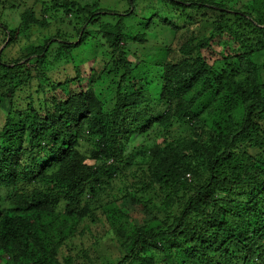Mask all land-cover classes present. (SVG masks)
Here are the masks:
<instances>
[{
	"label": "trees",
	"instance_id": "16d2710c",
	"mask_svg": "<svg viewBox=\"0 0 264 264\" xmlns=\"http://www.w3.org/2000/svg\"><path fill=\"white\" fill-rule=\"evenodd\" d=\"M55 1L56 11L73 13V23L88 26L99 18L93 9H78L75 0ZM234 2L132 0L131 12L101 28L119 55L102 64L110 77L109 98L95 93L94 69L81 86L80 64L74 78L45 89L39 108L29 98L24 106L16 103V92L34 80L24 59L38 68L52 58L71 64L87 38L82 26L76 42L55 38V50L48 46L50 37L12 65L0 56V82L7 88L0 105L8 106L0 128V257L12 264H60L61 253L63 264H78L69 245L91 204L81 206L86 188L98 198L100 185L123 176L121 167L130 165L131 137H147L154 123L168 134L174 119L189 133L140 146L149 166L137 187L162 185L168 199L189 189L195 193L179 215L166 212V220L141 223L128 215L124 201L139 199L119 198L125 203L120 202L118 217L126 222L114 232L120 250L103 264H264V0H251L241 10L228 6ZM150 3H159L157 13L136 15L138 6ZM24 15L19 27L9 30L11 38L29 24L46 29L47 19ZM154 26L175 37L188 29L190 37L180 46L172 41L138 61L127 60L122 43L142 41V34L132 36ZM203 52H218L219 58L211 64ZM34 76L41 87L43 75ZM214 104L213 121L205 114ZM159 109L165 111L156 117ZM61 201L63 213L57 212ZM84 256L81 250L77 258Z\"/></svg>",
	"mask_w": 264,
	"mask_h": 264
},
{
	"label": "rangeland",
	"instance_id": "374dc122",
	"mask_svg": "<svg viewBox=\"0 0 264 264\" xmlns=\"http://www.w3.org/2000/svg\"><path fill=\"white\" fill-rule=\"evenodd\" d=\"M74 1V0H69ZM77 2V8L81 10L93 9L95 10L96 16H99L97 21H94L88 26H84L73 23V13H66L64 9L60 8L56 11L59 6L55 0H0V56L2 59L12 65L16 59L25 58L29 54V47L33 44H43V42L50 37L51 41L48 46L55 50V38L76 42L78 32L81 26L87 34L84 42L80 44V47L76 48L72 54L73 59L71 64L63 65L64 61L59 59L55 61V58L49 59L44 63V66L37 67L36 65L28 61L30 59H24L22 63L26 64L28 71H32L34 77L30 87L22 86L19 91L16 92V103L19 106L27 104V98L34 101L33 106L39 108L43 103V97L45 89L51 88L50 86L57 83L64 82L66 78L75 77V69L78 65H82L81 69L84 72L81 76V86H86L88 81V75L92 69L96 70L95 87L94 91L97 94L101 93L102 99L109 98L110 91L107 89L109 81V75H105L106 69L103 68V60H107L109 64H112L111 57L116 60L119 55L112 53V49L109 48L105 41L104 31L101 29L104 26H113L117 23V14L125 15L127 12H131L132 0H75ZM144 2V0H142ZM149 1V0H148ZM234 3H229L228 6L232 7L233 10L242 9L251 0H233ZM148 3V2H146ZM160 5L159 3H150L147 6H138L137 16H144L149 18L153 14L157 13ZM64 12V13H63ZM24 14H32L34 18L47 19L46 29L40 27H32L31 24L20 33L13 34L12 38L9 30H14L19 27L21 23V17ZM174 20V17H171ZM156 21V19H153ZM156 24V23H155ZM154 24V25H155ZM181 24L178 28H183ZM142 34L143 40L132 39L127 43H122V47L125 50V56L127 60L133 62L138 61L137 58L142 59L145 55L153 53L156 48H164L169 46L172 41H175V45H182L186 42L190 33L188 29H181L176 35L168 31L162 32L156 29L154 26L152 29L144 30L143 32L137 30L136 34L132 36L134 38L137 35ZM10 42V44L8 43ZM8 43V44H7ZM220 46V47H219ZM7 47V48H6ZM177 47V46H176ZM215 47V46H214ZM6 48V49H5ZM219 52L221 51V45L215 48ZM218 52L215 55H211L209 52H203L205 59L212 64L215 59L219 58ZM52 56H54L52 54ZM172 57H175L172 55ZM107 58V59H106ZM264 60V58L262 59ZM154 63L158 61H153ZM152 62V63H153ZM44 67L43 70H40ZM38 68V71L35 69ZM43 75L41 77L44 82L41 87H38V78L34 75ZM100 76V77H99ZM49 85V86H48ZM148 91L153 98L157 97L156 90L152 84L147 83ZM74 87H72L73 89ZM7 90L5 86L0 82V93ZM113 103V102H108ZM112 104H109L111 107ZM6 102L0 105V128L2 126L4 117L7 113ZM216 104L214 107L209 109V113L205 114L206 118H211L214 121L217 112L215 113ZM112 108V107H111ZM109 108V109H111ZM165 110L159 109L156 117L160 116ZM208 123V121H207ZM173 127L167 134L162 128H158V124L154 123L149 135L145 138L138 135H133L128 145L127 153L130 155V165L123 164L121 171L123 176H116L112 180L105 181L100 185L102 189L101 194L96 198L95 194L88 193L89 187L86 188L85 194L81 198V206L91 204L88 206V214L85 217V221L81 226L77 227V236L74 241L69 245L73 254L76 255L78 264H103L106 261H110V256L119 252L118 244L115 245L114 240L116 239L115 230L120 226L126 224L125 219L118 217V210L120 208L119 198L125 194H131L132 197H137L139 200L134 203L129 197L124 201L129 204L128 215L132 216L136 221L141 223L143 219L148 220L149 218H159L166 220V212L172 215H179L182 208L188 203L189 199L195 193L194 190L189 189L181 192L177 197H171L168 199L167 192L163 190L162 185L154 184L151 188L145 189L137 187L138 181L142 176V173L148 174V159L144 151H139L140 146L146 148L162 139L177 140L185 137L189 130L187 127L182 130L183 124L175 123L172 119ZM192 125V124H191ZM187 129V130H186ZM195 134H202L199 130ZM204 135L201 136L203 140ZM123 169V170H122ZM121 172V173H122ZM131 185V189H129ZM134 186L136 188L134 189ZM97 188V187H96ZM97 191V189H95ZM3 192V191H2ZM4 193V192H3ZM6 197V194L2 196ZM217 195L215 196V198ZM123 201V202H124ZM140 204H138V202ZM123 202L121 204H123ZM125 203V202H124ZM168 203L167 206L164 204ZM60 206L57 210L59 213H63L65 207L63 201L60 202ZM122 206V205H121ZM165 206V207H164ZM197 218L196 214H193ZM93 221H90V220ZM81 250L85 251L86 256L81 259L77 258L81 256ZM67 252L63 251V255ZM78 254V255H77ZM60 264H63L62 254H58L56 257ZM7 257L4 255L0 257V264H12L9 263Z\"/></svg>",
	"mask_w": 264,
	"mask_h": 264
}]
</instances>
